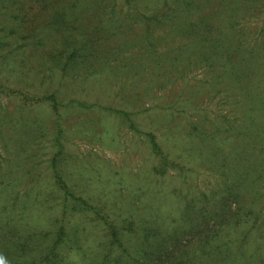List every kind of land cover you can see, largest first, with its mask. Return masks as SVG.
Masks as SVG:
<instances>
[{"label":"rangeland","instance_id":"obj_1","mask_svg":"<svg viewBox=\"0 0 264 264\" xmlns=\"http://www.w3.org/2000/svg\"><path fill=\"white\" fill-rule=\"evenodd\" d=\"M160 217L264 264V0H0V259L154 264Z\"/></svg>","mask_w":264,"mask_h":264},{"label":"trees","instance_id":"obj_2","mask_svg":"<svg viewBox=\"0 0 264 264\" xmlns=\"http://www.w3.org/2000/svg\"><path fill=\"white\" fill-rule=\"evenodd\" d=\"M149 137V145L150 148L153 152L159 153V148L158 145L154 139L153 136H148ZM204 198V197H202ZM193 203H188L187 205H185L184 207H182L181 213H179V217L181 219L180 224L179 225H185L187 224L188 220L186 219V216L189 215L190 209H194V211L192 212L193 214H198L200 217H203V213L207 210V207H203V208H199L197 209L195 207V205H192ZM193 206V207H192ZM170 218H164V217H160L158 218L154 224L158 223V227L154 226V225H146L145 230L143 233H141L140 239L141 240V244L143 246V249H141V251L138 252V254H141L142 256H144V260L150 261L151 263L154 262V264H175L173 263L171 260V255L167 252V249L164 250V246H168L166 245V243L161 242L160 244L162 245H157L158 240H163V241H171L172 242H176V238H177V231L176 233L174 231H161L160 228V224L162 223L163 220H168ZM160 220H162L160 222ZM148 222L146 221V224ZM176 235V236H174ZM175 244V243H174ZM173 244V245H174ZM164 245V246H163ZM168 248V247H167ZM166 252L168 253L166 255ZM119 258V257H118ZM105 263H109L108 260H105L103 263L101 264H105ZM109 264H117L115 262V260L112 261V263L110 262ZM177 264H181V263H177Z\"/></svg>","mask_w":264,"mask_h":264},{"label":"clouds","instance_id":"obj_3","mask_svg":"<svg viewBox=\"0 0 264 264\" xmlns=\"http://www.w3.org/2000/svg\"><path fill=\"white\" fill-rule=\"evenodd\" d=\"M0 264H5L4 260L0 259Z\"/></svg>","mask_w":264,"mask_h":264}]
</instances>
